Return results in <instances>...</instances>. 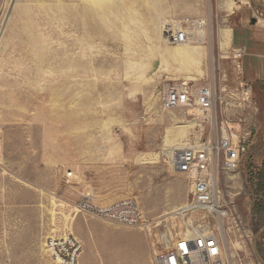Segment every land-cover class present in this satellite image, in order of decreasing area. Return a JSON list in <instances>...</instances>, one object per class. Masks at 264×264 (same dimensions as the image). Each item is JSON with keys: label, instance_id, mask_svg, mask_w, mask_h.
Wrapping results in <instances>:
<instances>
[{"label": "rangeland", "instance_id": "374dc122", "mask_svg": "<svg viewBox=\"0 0 264 264\" xmlns=\"http://www.w3.org/2000/svg\"><path fill=\"white\" fill-rule=\"evenodd\" d=\"M255 1L0 0V264H54L52 234L80 242L77 264H153L191 190L167 151L211 131L201 123V132L197 109L160 107V88L174 80L211 85L217 111L250 131L238 168L213 170L228 215L206 220L226 264H262L254 174L264 161V0ZM172 24L193 30L199 52L188 64L164 40ZM87 192L98 204L134 198L142 224L79 213Z\"/></svg>", "mask_w": 264, "mask_h": 264}, {"label": "built area", "instance_id": "2783aa9c", "mask_svg": "<svg viewBox=\"0 0 264 264\" xmlns=\"http://www.w3.org/2000/svg\"><path fill=\"white\" fill-rule=\"evenodd\" d=\"M204 21L194 22L201 28ZM164 40L170 44H190L195 41L193 30L179 26L175 33L166 31ZM243 51L234 50L233 57L241 59ZM158 101L164 111L197 109L201 132L209 124L211 131L201 141L173 150L168 163L173 172L190 183V197L174 211L181 219L160 235L158 248L152 253L153 264H226L222 238L206 220L209 216L223 219L228 209L220 204L214 187V168L234 172L249 148L250 131L238 122L224 118L217 111L211 85L195 84L189 80H174L162 85ZM202 123V124H201ZM3 147L0 139V161ZM71 174L68 173L67 176ZM79 213L124 227L135 228L143 222V212L131 197L108 204L94 202L91 193L82 194L75 206ZM46 249L54 264H77L81 244L72 235H49Z\"/></svg>", "mask_w": 264, "mask_h": 264}, {"label": "bare ground", "instance_id": "6f19581e", "mask_svg": "<svg viewBox=\"0 0 264 264\" xmlns=\"http://www.w3.org/2000/svg\"><path fill=\"white\" fill-rule=\"evenodd\" d=\"M229 7L231 9H234L237 7V5L234 2L233 3L231 2ZM170 26L171 27L169 28V31H172V33H175L176 30L179 28V26L176 24H172ZM175 45H176V47L171 49L170 54L177 60L179 65L188 64L191 61V59H193V57L195 55H197L199 52L197 46H193V45H189V44H175ZM199 121H200V119H199ZM199 121H197V122L199 123ZM199 125H200V123H199ZM188 145H190V144L174 147V149H172L170 152L167 151L166 156L169 158L171 156V153L173 152V150L179 149L182 147H186Z\"/></svg>", "mask_w": 264, "mask_h": 264}, {"label": "trees", "instance_id": "16d2710c", "mask_svg": "<svg viewBox=\"0 0 264 264\" xmlns=\"http://www.w3.org/2000/svg\"><path fill=\"white\" fill-rule=\"evenodd\" d=\"M254 175L256 192L261 195L259 204L264 207V161ZM263 234L264 233H262L261 236H263Z\"/></svg>", "mask_w": 264, "mask_h": 264}, {"label": "water", "instance_id": "95a60500", "mask_svg": "<svg viewBox=\"0 0 264 264\" xmlns=\"http://www.w3.org/2000/svg\"><path fill=\"white\" fill-rule=\"evenodd\" d=\"M252 3H256L257 5H260V3H258L257 1H255V0H250ZM256 22V19L255 18H251L250 19V23L251 24H254ZM155 65H157L156 63H155ZM256 237H257V235L255 236V239H256ZM255 239H254V242H253V246L255 245ZM260 261H261V263L262 264H264V261L260 258Z\"/></svg>", "mask_w": 264, "mask_h": 264}, {"label": "crops", "instance_id": "0c3cea01", "mask_svg": "<svg viewBox=\"0 0 264 264\" xmlns=\"http://www.w3.org/2000/svg\"><path fill=\"white\" fill-rule=\"evenodd\" d=\"M232 40V39H231ZM257 40V39H256ZM259 41L258 42H262L263 41V39H258Z\"/></svg>", "mask_w": 264, "mask_h": 264}]
</instances>
